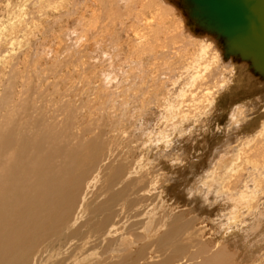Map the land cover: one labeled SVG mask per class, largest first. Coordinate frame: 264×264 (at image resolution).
Masks as SVG:
<instances>
[{
    "label": "bare ground",
    "instance_id": "1",
    "mask_svg": "<svg viewBox=\"0 0 264 264\" xmlns=\"http://www.w3.org/2000/svg\"><path fill=\"white\" fill-rule=\"evenodd\" d=\"M34 1L39 12L59 16L72 15L81 7V0ZM83 2L84 11L77 19L83 22L84 37L70 51L64 80L52 72L47 75L46 68L38 65L33 76L39 85L22 84L14 90L15 79L0 81L4 88L0 94V264H227V246L209 238L206 226L196 225L199 217H187L173 208L174 201L161 186L163 173L154 167H183L184 160L168 159V155L189 143L196 144V153L201 154L202 141L217 129V119L228 112L227 105L242 94L260 92L256 99H243L242 103L238 99L230 114L233 127L226 131L230 136L225 138L226 159L213 160L200 189L188 187L186 193L231 207L223 229L235 233L248 222L257 224V231L264 235V57L230 43L194 13L191 0ZM23 6L14 19L27 26L33 22L38 29L41 23ZM115 35L125 38L129 69H120L119 64L112 68L116 73L123 71L128 79L110 80V88L120 85L109 89L106 100L94 109L117 104L119 92L125 95L134 89L132 95L140 92L142 96L138 102L141 110L146 105V91L151 93V88L159 86L165 90L161 108L153 107L158 113L156 125L142 131L144 140L130 146L120 144L129 142L124 115L120 119L114 115L115 123L103 118L98 123L93 118L86 122L84 112L91 114L95 101L88 95L77 97L75 87L68 85L74 77L72 69L80 73L90 69L84 60L94 44L104 46ZM120 51L112 53L111 63ZM20 53L24 58L29 54L26 50ZM18 55L2 57L0 74L8 60ZM150 58L152 65L144 66ZM93 69L91 80L84 77L81 85L104 97L102 80L112 71ZM48 77L55 79L49 82ZM50 83L65 87L47 92ZM121 102L127 112L129 103ZM25 105L31 110L21 115ZM81 113L82 118L76 119ZM88 133L92 134L88 140L92 147L82 157L68 142L76 143L82 153L85 148L77 142ZM252 264H264V251Z\"/></svg>",
    "mask_w": 264,
    "mask_h": 264
},
{
    "label": "rangeland",
    "instance_id": "2",
    "mask_svg": "<svg viewBox=\"0 0 264 264\" xmlns=\"http://www.w3.org/2000/svg\"><path fill=\"white\" fill-rule=\"evenodd\" d=\"M24 1L26 2V0H0V31H1L0 32V61H1L2 57L6 58V57H9L10 55L11 56L14 55V53L19 54L17 57L8 60L7 67L3 71L4 74H0V81H1V83L6 82L7 77L11 81H13L15 79L13 81L15 83V84L13 83L14 84V90H18L19 87L22 86V84L24 85V84L30 83V86H33V83L36 81V79H34V76H33V73L36 74L33 71V68H35V66H38V65L40 66V68H43V69L46 68L45 73L47 75L51 76L50 73L52 72V74L55 73V78H57V77L60 78V81L64 80L65 70L67 69L66 60H67L68 56L71 55L70 51L72 50V48H74V47L76 48V46H77L76 43L78 44L80 42V40L82 39V37H84L83 32L81 31L82 27H83L82 26L83 22L78 21L81 17L80 15L82 14V11H84L83 0H81L79 2V4H81L80 5L81 7H80V9H78V12L75 10L74 14L68 15V16L67 15H65V16L60 15L59 16L58 15L59 13H56V12L52 13L51 11L50 12L48 11V13H47L46 10L39 12L36 8L37 6H35L34 0H27L26 3ZM21 2H23L25 5L24 4L21 5ZM20 6L21 7L23 6L25 8L24 10L25 11L27 10L26 12L29 11L27 13L28 15L32 14V16H35L38 24L41 23L40 26L38 25L39 26L38 29L33 28V26H32L33 22H30V24L27 26V24L25 25V23L22 22L21 20H20L21 23L19 21L20 24H18L17 20L14 19L16 11L18 8H20ZM45 13H47V14L45 15ZM27 14L24 15V17L27 16ZM44 15H45V17H44ZM73 16H75V17H73ZM87 16L88 15H85L84 19H87ZM42 17H44V18H42ZM77 17L79 19H77ZM2 28H3V30H2ZM72 32H73V34H72ZM114 34H116V33L114 32ZM78 38H79V40H78ZM109 38H111V39H109L110 43L109 42L106 44L104 43V46H102L103 44H100L99 47L98 46L96 47L94 44V46L96 48L93 46L92 47L93 49L92 48H91V50L88 49L89 50L88 56H87L88 58L86 57L84 61H86V62L88 61L87 64H90V69L86 70L85 72L83 71L82 73L72 72V70H73L72 69L71 73H72V76H74V77H72V80H70L68 85L71 84L75 87L74 89L78 95L77 97H79V96L80 97H86L88 95V97L91 98V100L95 101L94 106H92L93 112L91 114H88L89 112L85 111L84 113L86 114V116H83L81 113V115H77L76 119L80 120L83 116V118L85 119L86 122H87V119L93 118V120L96 123H98L100 120L99 118H101V120L103 118V120H107V121L112 120L111 122L115 123L114 121L117 117H119V119H120L121 115H124L125 120L122 122H124V124H127L126 130L129 132L127 140H129V142H124V140H123V142H121L120 144L130 146V145H133V143H140L142 140H144L143 139L144 137L141 134L142 131H148L153 124L156 125L157 120L155 118H157L158 113L156 114L153 107L157 108V110H159L161 108V104L163 102H162L160 97L162 96V94L164 95L165 90L161 91L162 89H160V86H159V88L158 87L157 88L160 91L155 87L151 88L152 91L150 89L151 93L150 92L148 93V91H146L144 93V97L146 96L145 97L146 105L141 110H139V108H138L139 107L138 102L142 96H141L140 92L135 94V95H132L131 93L134 94V89L129 90L130 92H126L125 95L120 94V92L118 91L119 96H116V98L118 100L121 99V101L124 100V101L129 103V107L127 108V112L124 110V108L126 106L120 100L117 104L108 103L106 106L103 107V109H98V110L94 109L96 107L95 105H98L101 101L104 102L106 100V93L109 89L112 90L116 86L120 85V84L113 85V86H111V88L113 87L111 89L110 85H109L110 80H113L115 77L118 78V80H120L121 78H122V80L128 79L126 77V74L123 71L121 73H116V72H114V68H112V66H114L116 68V66H118L116 64H119L120 69H124L125 66H127L126 70L129 69L126 58L130 55L128 54V50L126 51V49H128V46L124 40L125 38L124 37L120 38L116 35L114 38L113 37H109ZM21 44H22V46H21ZM67 47H70V48H67ZM66 49H68V50L66 51ZM21 50L28 51L29 54L27 55V57L24 58V56L22 57V55H20V54H22V53H20ZM54 50H56V51H54ZM120 50L124 54L121 53L119 56H117L115 58V62L111 63L110 61H111L112 53L113 52H119ZM91 53H92V55H90ZM103 53H105L106 55L105 54L103 55ZM30 54L33 56H31ZM36 55H38V56H36ZM30 56H31V58H30ZM96 56H98V57L96 58ZM72 59L75 61L76 56H72ZM89 59H91V60H89ZM101 60H103L102 63H101ZM148 62H150V63L144 64V66L148 67V66L152 65L151 58H150V60H148ZM109 63H111V64H109ZM46 65H48V66H46ZM69 66H70V64H69ZM107 66L109 68H107ZM0 67H1V65H0ZM11 67L12 68L14 67L15 70H13L14 68L12 69ZM16 67H17V69H16ZM54 67H55V69L57 68L56 72H55ZM71 67L72 66H70V68ZM93 67L95 69H98V70L101 69L105 73H108L110 70L112 71V74L110 73L111 75L110 74L107 75V78L108 77H110V78L107 79L106 77H103V80H102L103 82H105V85L107 86L106 87L104 85L101 87V91L105 92L104 97H101L100 93L93 94L92 91H90L91 90L90 88H85L86 87L85 85H84L85 87L81 85L82 78L86 77L85 79H88V77H89V79H90L93 76V72H92V70H94ZM104 68H106V69H104ZM79 70L80 69H78V71ZM12 74H17V77H15L16 75H12ZM30 78L33 79L32 82H29L30 80H32ZM55 78L54 77L53 78L48 77L47 80L49 82H52L51 80L54 81ZM104 78H105V80H104ZM24 79L26 80V83H24V81H25ZM22 80H24L23 83H21ZM122 80H120V81H122ZM120 81H118V82H120ZM36 84L39 85V83H36ZM41 84H42V82H41ZM131 84H132V82H131ZM64 87H65L64 84H60L56 87L55 85H52L50 83L47 85V92H52L56 88L63 90ZM170 87L171 86H169V88ZM161 88H163V87H161ZM3 89H4L3 86L0 85V94L1 95H2ZM122 91H123V86H122L121 92ZM85 93H86V95H85ZM259 94H260V92H258V94L256 92L255 94L248 95V96H245V95L243 96V94H242L241 96H239V98L237 97L236 101L234 100V101L230 102L228 105L226 104L227 107L225 108V110H227L228 112L224 113L222 115L223 116L222 118L218 117L216 125H215V127H217V129L214 128L213 131H210L209 135L206 136V142L202 141L204 144L202 145L203 147L200 148L201 154L196 153V148L198 149L196 144L189 143V145H186L187 141L184 140L185 142H183L182 144L185 143L184 145H186V146H182L179 148L177 147L174 150V153L172 151V153H171L172 155L171 154L168 155V159L169 158L173 159V158L178 157L179 159L184 160V163H183L184 168L181 167L180 169L176 170V169H174L173 166H167V164H164L163 165L164 167H162V166L157 167V168L154 167V169L157 172L163 173L162 175L164 177L160 178L161 186H163L164 189L166 190L165 195H167L168 198H170L172 201H174V204H173L174 207L173 208L174 209L178 208L187 217L191 216V215H195L196 217H199L198 221H196V225L197 226H203V225L206 226L209 229V233L211 234V235L208 234V236H210L209 238H213V239L216 238L214 240L218 241L219 243L221 242V244L227 246L226 250H228V254L226 256H228L227 261H229V262H227V264H238V263L239 264H252V263H254L258 259L259 255L262 253V251H264V235L260 234L259 231H257V227H258L257 224H256L257 225V227H256V225L252 226L251 223H248V222H247L248 224L247 223H245V225L243 224L242 228L238 227V230L235 231V233L233 231H227V230L223 229L222 225L225 222V218H227V215H228L231 207H229L227 209L228 206H225L222 202H219V201L218 202H215V201L205 202L203 200V198L197 197V196L192 197L188 193H186V191L188 190V187L192 188V189L197 187V191H198L200 189L198 187L200 186V183H201V181L205 175L204 174L205 170L210 169V167H212L214 161H216V160L222 161L223 159H226L227 155H226L224 148L227 146L225 144H228V143L225 141L226 140L225 138H227L229 136V134L226 133V131L230 128L229 126L233 127V123L231 124V120H230L231 119L230 118L231 112H233L235 107L239 104V100H240V103H242L243 101H247V100L255 97L256 95L258 96ZM256 97H255V99H256ZM243 99H245V100H243ZM154 104H156V105H154ZM232 104H233V106H232ZM29 109L31 110V108H29V106L25 105V109L23 111H21V112H23L21 115L27 114L30 111ZM2 112H3V110H0V114ZM102 112H104V113H102ZM105 112H106V114H105ZM94 113H96V114H94ZM109 113H110V115H109ZM100 114H104L105 117L103 115L101 116ZM21 115H19L18 117H20ZM114 115L117 117H115ZM96 116H98V117H96ZM108 117H110V118H108ZM13 118H15L13 120H18L17 116H13ZM0 120L2 121V118ZM110 125H111V123H110ZM110 125L108 124L107 128H109ZM233 131H232V133H233ZM87 135H89V136H87ZM225 135H227V136H225ZM91 136H92V134L88 133L85 135V138L81 139L82 142L81 141L77 142V143L81 144V149L85 148L84 152H82V153H81V150L77 148V145L75 147L76 143H72V141H71L72 144H70V141H69L68 145H71L74 153H76V151H78V154H80L79 156L83 155L82 157H84L85 153H88V149H89L88 146L92 147L91 140L88 143V140L91 138ZM14 138L15 137L13 135H11V139L13 140ZM228 138H230V136ZM207 139H208V141H207ZM195 141H196V143L198 142L197 139ZM65 142H67V141H65ZM235 142H237V141H235ZM62 144H64V142ZM78 147H80V146H78ZM89 151H91V150H89ZM220 154H221V156H219ZM100 155H101V152L97 155V157H100ZM131 155L136 157V153H133ZM216 157H218V158H216ZM172 167H173V169H172ZM229 205H232V202H230ZM222 215L223 216L226 215V216L222 217ZM247 225H250V226H247ZM212 226L214 228H212ZM261 227H262V225L260 226V228ZM214 230H215V232H214ZM218 232H219V234H217ZM254 238H256V239H254ZM225 242L227 244H225ZM247 260H249V261H247Z\"/></svg>",
    "mask_w": 264,
    "mask_h": 264
},
{
    "label": "water",
    "instance_id": "3",
    "mask_svg": "<svg viewBox=\"0 0 264 264\" xmlns=\"http://www.w3.org/2000/svg\"><path fill=\"white\" fill-rule=\"evenodd\" d=\"M194 13L213 25L229 42L264 57L262 0H191Z\"/></svg>",
    "mask_w": 264,
    "mask_h": 264
}]
</instances>
